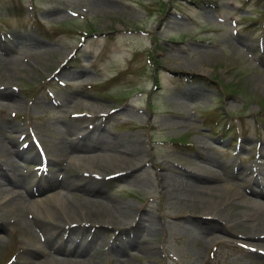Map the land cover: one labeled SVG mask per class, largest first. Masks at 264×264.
<instances>
[{"label": "rangeland", "instance_id": "374dc122", "mask_svg": "<svg viewBox=\"0 0 264 264\" xmlns=\"http://www.w3.org/2000/svg\"><path fill=\"white\" fill-rule=\"evenodd\" d=\"M262 123L264 0H0V188L7 170L25 187L49 186L32 200L62 194L72 220H80L71 233L83 248L55 252L27 226L34 214L50 218L45 202L9 213L0 203L7 221L0 220V264H264V255L243 243L253 229L232 223L240 210L230 204L233 193L250 196L246 189L256 177L264 183L255 172L264 171ZM95 138L137 145L149 161L137 173L112 178L113 168L95 158L77 159L99 152ZM76 140L89 150L66 152L48 166L12 153L51 158L56 147ZM199 153L212 165L201 163ZM203 165L228 192L221 214L232 225L217 231L216 241L195 236L198 227L218 224L191 198L182 199L178 187L184 182L178 169L200 173ZM169 166L176 169L169 173ZM65 181L99 190L85 193L71 182L66 188ZM110 199L125 205L114 212L127 217L125 226L98 225L109 216L95 204ZM135 212L151 217L154 229L129 225ZM172 215L188 217L196 229ZM59 234L54 239L67 242V232ZM126 241L127 249L116 253L113 246ZM31 249L36 255L29 260Z\"/></svg>", "mask_w": 264, "mask_h": 264}, {"label": "bare ground", "instance_id": "6f19581e", "mask_svg": "<svg viewBox=\"0 0 264 264\" xmlns=\"http://www.w3.org/2000/svg\"><path fill=\"white\" fill-rule=\"evenodd\" d=\"M79 140H81V139H79ZM96 140L97 141H93V142L96 143V145H99V147H98L99 152H94V153L89 154V155L79 156V157H77V159H82L81 161H83V162L91 163V161H93L95 158L97 160V162L101 163L100 165L102 167L106 166L105 168H109V167L113 168L112 169L113 172H110V175H109L112 178L124 177L126 175L133 174V172L137 173V172L141 171L142 164L146 161H149V159L146 157V154H143V151L140 150L141 147L139 148V147H137V145L128 144L127 146H123L122 143L120 144L118 142H111V140L101 144L99 139H96ZM12 144H13V141H12ZM86 146H81V144H79V142L77 140L75 143L71 142L70 145H68V146H64L61 144L59 147H56L55 150L52 151V154H54L53 157L50 158L49 155L45 153L44 159L40 158L38 152L36 154L31 153L30 155H23L22 152H20L18 149H15V151L12 153L15 156L22 157L27 161H33V160L39 159L38 164L43 163V161H44V163H47V166H48V163H50L51 161H56V160L60 159L61 156L66 157V155L64 154L66 152H70L73 150V151H80V152L86 153V151L89 150V148H86ZM106 150H110L111 153L107 154ZM0 156L3 157V154H0ZM197 157L200 159L201 163H206V164L212 165V163H210L209 157L203 155L202 153H199L197 155ZM71 159H73V158H71ZM5 162H7V164L8 163L10 164V160H9L8 155H6ZM2 163H3V161H2ZM79 163H82V162H79ZM198 164L200 165V163H198ZM2 166L3 165L0 163V168H2ZM6 167H8V166H6ZM172 167L173 166L167 167V170L169 171V173L172 172V170L176 169V168H172ZM162 168H164V167H160V169H162ZM193 168H197V167H193ZM241 169H242L241 167H238V171H240ZM112 170H110V171H112ZM200 170H201V172L199 173V168H197V171L178 169V172L176 173L179 176H182L184 179V182L180 183L178 185L179 189L181 190L180 196H183L181 198L182 199L183 198H185V199L191 198V200L194 201V206H196L200 210L199 211L200 214L214 219L218 224V227H215L213 229H211L209 227H198V229L196 230V233H194L195 236L204 237L206 235H210L209 241H213L219 236V234L215 235V233L217 231H219L220 233L228 232L225 228L230 227L232 225V223L243 224V225L248 224V227L252 228L253 231L246 233L243 236V240H244L243 243L248 244L247 247L250 248L252 253L264 255V203H262L261 201L259 202L258 200H255L254 198H252L255 196L260 197V198H264V183L259 182L257 177H256V180L253 181L251 187L246 189V192L249 193L250 196H241L239 193H233L231 195V197L236 198V201L230 202V204L238 206L240 212H236V214L231 215V216H235V217H234V221L232 223H229L230 220L228 221V219H224L222 214H221V212L223 211V210H221V206H222L221 204L224 202L225 194L228 193L227 189L214 183V181L217 180V176L209 167L207 168L206 166L203 165V167L200 168ZM256 171H257L258 176L259 175L262 176V177H259V180H262L264 177V171L258 170V169H256L255 172ZM6 172H7V170H6ZM6 172H5V175L3 174V178L5 179L4 184H3L2 188H0V203H4V206L6 208L5 210L9 213V211H11V209H22V207H25L27 205L29 206V205H33V204H42V202H45L44 207L46 208V213H48V212L50 213V218L53 221L50 222V218L48 219V217L46 215H41L42 217H40L37 214H34V216L31 218V220H26V221H28L27 226L31 229L37 228V231L41 232L45 238L44 242H45L46 247L52 249L53 251L61 252V253H63V255H65V254L68 255L70 253H81L83 248L81 245L78 244V241L75 238H73L72 233H71L73 228L76 226L74 222H79L80 220H78L79 218H76V220H72V217H74L75 215L72 212L67 201L65 202L66 198L64 199L63 198L64 196L62 194L55 192V193H52L51 196L54 197L53 200L57 199L56 201L49 199L48 198L49 196H45L43 198L39 197L38 200H32L31 195L35 192V190L40 191V190H43L47 187H48V189H50L49 186L46 187L45 184L37 182V184L39 183L38 184L39 186L36 185L35 187H32L30 185H27V187H25L23 182L21 181L20 177H18L17 175L16 176L13 175V177H12ZM104 173H105V171H104ZM85 175H87V174H85ZM94 175H96V174L94 173ZM105 176H107V175H105ZM81 177L82 176H80L79 178H81ZM88 178L91 181L93 180V179H91L92 177L91 178L88 177ZM70 182L72 185L73 184L78 185L83 191H85V193H86V190H88L92 193H95L96 191L98 192V190H99V188L96 184H94V185H93V183H92V185L91 184H78V183H75L73 181H69V182L65 181L63 184V187L68 188L70 186ZM52 183H53V186L55 187L56 183H58V182L52 181ZM170 183L171 182L168 181V184H166V185L162 184V188L166 189L167 187H170V185H169ZM5 185H10L12 188H18V186H19V187H21V191H13L11 189L6 188ZM18 189H20V188H18ZM21 192H23V194ZM83 194H84V192H83ZM26 197H28L29 199H27ZM122 204L123 203L116 201V200H112V199L108 200L107 203H105V204L96 203L95 209L100 213H107L109 216V220L106 218H103L102 219L103 221L98 223V225H100L102 227H108V226H111L112 224L125 226L127 224V217L121 218V217H117V215L114 214V212L122 211L121 208H125V205H122ZM10 206H11V208H10ZM43 211H44V209H43ZM97 211L94 210V211L90 212V215H91V213H92V215L96 214ZM125 211H127V210H125ZM0 212H2V211H0ZM40 213H42V209H41ZM136 214H137L136 212L133 214V216H132L133 221L130 222L129 225L134 224L137 226H144V230H145V228L151 229V231L154 229V227H153L154 222L150 219L151 217L148 220H146L147 217H145L144 215H141V213H140V215H136ZM146 215H148V214H146ZM169 218L176 221V223H181L182 226L183 225L184 226H194L192 224L191 220L186 216H179V215L173 216L172 215ZM56 219H58L59 221H57ZM0 220L3 221V224H5L7 222L4 220V218H1V217H0ZM128 220H130V219H128ZM67 222H69V223H67ZM6 226H9V225H6ZM196 227L197 226H194L195 229H196ZM61 230L67 232V242L65 241V239L62 240L61 242H57L54 239L55 236H57ZM260 230H261L262 234L256 233ZM70 233H71V237H70ZM129 244H130V241H126V242H123V243H120L118 245L113 246V249L116 251V253H121V251L123 249H127V246ZM65 245H67V248L65 247ZM35 249H37V248H35ZM42 251H43L42 249H41V251L38 250V254L39 253L41 254ZM26 255H27L26 258H29V260H30V257L36 255V251L32 250V252L26 253ZM123 261L124 260H122L120 264H124L127 260H125L124 262ZM151 262H153V261L151 260ZM148 263L149 262H147L145 264H148Z\"/></svg>", "mask_w": 264, "mask_h": 264}]
</instances>
